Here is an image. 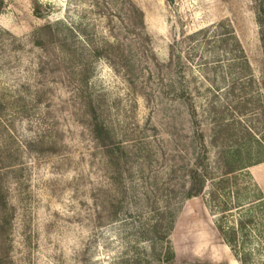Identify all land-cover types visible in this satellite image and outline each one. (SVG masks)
<instances>
[{"label": "rangeland", "instance_id": "obj_1", "mask_svg": "<svg viewBox=\"0 0 264 264\" xmlns=\"http://www.w3.org/2000/svg\"><path fill=\"white\" fill-rule=\"evenodd\" d=\"M258 15L264 0H0L4 264H264Z\"/></svg>", "mask_w": 264, "mask_h": 264}, {"label": "trees", "instance_id": "obj_2", "mask_svg": "<svg viewBox=\"0 0 264 264\" xmlns=\"http://www.w3.org/2000/svg\"><path fill=\"white\" fill-rule=\"evenodd\" d=\"M39 8H40L39 5H36L35 9L38 10ZM139 14H140V17L142 18V15H143L142 11H139ZM258 23L260 24V26L264 25L259 15H258ZM190 177L192 180V188L188 191L187 198L199 195L202 192L203 186H204V179L203 177L198 176L196 169H193L191 171ZM2 201H3V197L0 192V205ZM0 264H4V259L2 257H0Z\"/></svg>", "mask_w": 264, "mask_h": 264}]
</instances>
